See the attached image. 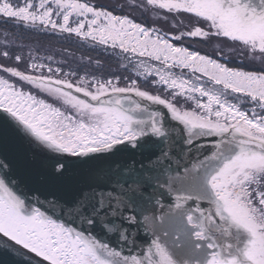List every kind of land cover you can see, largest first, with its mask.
<instances>
[{
  "label": "snow or ice",
  "instance_id": "1",
  "mask_svg": "<svg viewBox=\"0 0 264 264\" xmlns=\"http://www.w3.org/2000/svg\"><path fill=\"white\" fill-rule=\"evenodd\" d=\"M129 7L188 23H173L184 29L176 34L116 14L119 4L0 0L5 24L111 48L135 77L80 75L64 70L67 58L3 42L0 251L36 264H264V0ZM184 38L216 40L221 55L224 45L260 66L232 67L174 42ZM149 78L167 95L142 87Z\"/></svg>",
  "mask_w": 264,
  "mask_h": 264
},
{
  "label": "trees",
  "instance_id": "2",
  "mask_svg": "<svg viewBox=\"0 0 264 264\" xmlns=\"http://www.w3.org/2000/svg\"><path fill=\"white\" fill-rule=\"evenodd\" d=\"M91 2L93 4H101L107 6L106 4L95 2L92 0ZM135 11L142 16L135 17L134 15L128 14L130 15V18L135 19L136 22L142 23L145 26L155 27V25L152 24L153 22H151L148 18H150V16H154L158 14L157 9L155 10L151 8L145 11L143 8H141ZM116 14H126V13H121L120 9L117 8ZM178 30H184V29H175L174 32H169V33L178 34ZM6 31L8 33L7 37L5 36ZM13 37L16 38V43H23L25 45H31L35 48H38L41 55H49V54L55 55L57 60L67 58L68 64L63 66L65 71L69 70V66L72 67L76 66L78 64L76 61L79 60L80 63L82 64V68L78 67V68H74V70H78L80 75H84L85 71L94 73L96 75H100L101 72H103L104 77L108 78L113 74L124 77L126 74L130 73V70L126 72L121 67L120 57L116 55L111 48H109L107 51H105L102 47L93 48L90 42L82 44L74 37L71 38L70 40H65L62 35L53 36L51 34L40 33L38 31H30L24 29L22 26L13 27L11 24H5L3 20L0 19V46L3 45V42L6 39L11 40L13 39ZM183 40L187 42H179V41H174V42L177 43L178 45L182 44L185 47H189L190 50H199L201 54L208 55L214 59H218L222 63H228L229 66L232 67H242L245 70H255V68H258V67H251L253 64L256 63V61L253 62L249 59L244 58L242 55L239 54V52L236 53H232L229 51L226 52V50L223 49V55H221L220 53L215 54L200 48L198 45L192 42L189 43L188 41L193 40L192 38H184ZM198 41L199 40L197 39L196 42ZM206 44L210 45V43H206ZM228 44L231 45V43ZM65 48L68 49L67 53L63 51V49ZM25 51H27V48H25ZM118 51L119 50H116V52ZM89 56L92 57L93 61L99 59L101 61V67L97 68V66L94 63L89 65L87 61V57ZM225 56L228 58L225 59L224 58ZM81 57H84L83 62H81ZM233 61L234 63H232Z\"/></svg>",
  "mask_w": 264,
  "mask_h": 264
},
{
  "label": "rangeland",
  "instance_id": "3",
  "mask_svg": "<svg viewBox=\"0 0 264 264\" xmlns=\"http://www.w3.org/2000/svg\"><path fill=\"white\" fill-rule=\"evenodd\" d=\"M92 1L99 2V3H102V4H106L107 6L108 5H115V4L122 5V3H123L124 8H123V12H121V13L131 14V15H134L135 17L142 16L139 13H137L136 11H133V9L131 7H129L130 4H139L141 2V0H92ZM144 2L146 3V0H144ZM149 9H151V7H149ZM157 11H158L157 12L158 14H156L154 16H150V18H148V19L151 22H153L152 24H154L155 27L160 28L163 32H166V31H168V32H174L175 28H173L172 25H173V23H178L180 20H183L184 21V24H187L188 23L187 19L185 17H183V16L178 17V18H176L174 20L173 17H174L175 14H168V20H167V22H165L163 19L157 20V16H163L165 14L164 10L157 9ZM132 13H134V14H132ZM196 40L197 39H193V40H190L188 42L189 43L192 42V43L198 45L200 48H202V49H204L206 51H210L212 53L219 54V51L216 48V44L218 43V41L212 40L210 42V45H208V44H206V43H204V42H202L200 40L198 42H196ZM179 42H187V41L182 40V41H179ZM228 43H231V42H228ZM222 48L225 49L226 52L229 51L227 46L222 45ZM76 62L78 63L76 66H74V67L69 66V67H71L72 69L78 68V67L79 68H82V64L80 63V61L78 60ZM120 63L121 64L127 63V61L126 60H123L120 57ZM153 63H155V62H153ZM232 63H234V61ZM259 66H260V61L257 60L256 63L253 64L251 67H259ZM129 70H130V73L126 74L125 76H133V78H135L134 75H133V73L131 72V66L129 67ZM173 71H175L179 75L181 70L180 69H174ZM184 74H185V76H188L189 75L188 70H184ZM126 83H127V80H123L122 79L121 86H124V84H126ZM139 83L141 84L142 87H145L148 90L152 91L153 94L167 95V93L163 94V92H161L160 86L152 85L151 84V78H149V81L148 82H145L143 79H140ZM32 91L34 92V94H38L42 98L46 99L49 103H54V104H56V106L63 107L58 101H55L52 97H48V96H46V94L40 93L36 89H32ZM180 99H181L180 100L181 103H183V99L182 98H180ZM151 106L152 107H155L157 105H151ZM185 106H187V105H185ZM29 152L32 153L31 156L33 157L34 154H33L32 150H30Z\"/></svg>",
  "mask_w": 264,
  "mask_h": 264
},
{
  "label": "water",
  "instance_id": "4",
  "mask_svg": "<svg viewBox=\"0 0 264 264\" xmlns=\"http://www.w3.org/2000/svg\"><path fill=\"white\" fill-rule=\"evenodd\" d=\"M135 98V97H134ZM138 99V98H136ZM144 103V102H143ZM145 103H148L145 101ZM152 107V106H151ZM214 138H207L206 141H212ZM218 139V138H215ZM20 149V151L28 158V159H32L29 151L31 150V148L26 144V143H18L17 145ZM36 160H38V162L34 161L35 165L38 168H42L44 167V161L43 158L40 157L39 155H36L35 157ZM75 159V158H72ZM70 176H76L78 175L77 172L71 171L69 173ZM41 199H43V197H41ZM0 264H32L30 262H24L22 261V259H19L17 256H15V254H9L7 251H0Z\"/></svg>",
  "mask_w": 264,
  "mask_h": 264
},
{
  "label": "bare ground",
  "instance_id": "5",
  "mask_svg": "<svg viewBox=\"0 0 264 264\" xmlns=\"http://www.w3.org/2000/svg\"><path fill=\"white\" fill-rule=\"evenodd\" d=\"M29 154H30V156L32 155L31 152H29ZM31 158H33V157L31 156ZM35 161L38 162V160H35ZM15 256H17L19 259H22V261H24V262H30L32 264H36V259H39V258L33 259L32 254H29L28 256H24L22 254L17 253V254H15Z\"/></svg>",
  "mask_w": 264,
  "mask_h": 264
},
{
  "label": "flooded vegetation",
  "instance_id": "6",
  "mask_svg": "<svg viewBox=\"0 0 264 264\" xmlns=\"http://www.w3.org/2000/svg\"><path fill=\"white\" fill-rule=\"evenodd\" d=\"M145 103V102H144ZM154 110H161V111H166V109L163 108V106H155V107H152ZM206 142H211V141H206ZM125 252L127 253V249L125 250Z\"/></svg>",
  "mask_w": 264,
  "mask_h": 264
}]
</instances>
